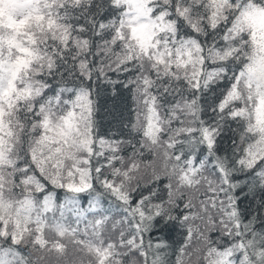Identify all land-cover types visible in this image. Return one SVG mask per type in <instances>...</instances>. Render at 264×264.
<instances>
[{
	"label": "snow or ice",
	"instance_id": "1",
	"mask_svg": "<svg viewBox=\"0 0 264 264\" xmlns=\"http://www.w3.org/2000/svg\"><path fill=\"white\" fill-rule=\"evenodd\" d=\"M0 264H264V0H0Z\"/></svg>",
	"mask_w": 264,
	"mask_h": 264
}]
</instances>
